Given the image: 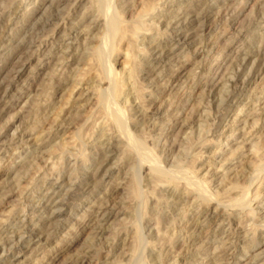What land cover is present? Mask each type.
Listing matches in <instances>:
<instances>
[{"label":"rangeland","instance_id":"374dc122","mask_svg":"<svg viewBox=\"0 0 264 264\" xmlns=\"http://www.w3.org/2000/svg\"><path fill=\"white\" fill-rule=\"evenodd\" d=\"M80 262L264 264V0H0V264Z\"/></svg>","mask_w":264,"mask_h":264},{"label":"bare ground","instance_id":"6f19581e","mask_svg":"<svg viewBox=\"0 0 264 264\" xmlns=\"http://www.w3.org/2000/svg\"><path fill=\"white\" fill-rule=\"evenodd\" d=\"M36 16H37V10L36 11H33L32 12V16H31V19H30V21L28 22V26L29 25H31V24H33V22H36L37 21V18H36ZM25 21V20H24ZM35 25H37V24H35ZM111 75V74H110ZM109 85V84H108ZM212 201V200H211ZM233 202V201H232ZM227 203V202H226ZM237 207V206H236ZM247 207V206H246ZM241 208V207H240ZM79 264H82V262H80Z\"/></svg>","mask_w":264,"mask_h":264}]
</instances>
